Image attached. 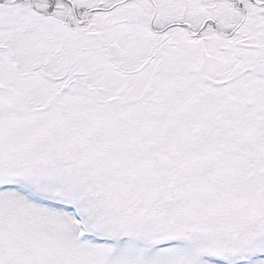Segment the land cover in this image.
<instances>
[{"label": "snow or ice", "instance_id": "obj_1", "mask_svg": "<svg viewBox=\"0 0 264 264\" xmlns=\"http://www.w3.org/2000/svg\"><path fill=\"white\" fill-rule=\"evenodd\" d=\"M0 264H264V0H0Z\"/></svg>", "mask_w": 264, "mask_h": 264}]
</instances>
